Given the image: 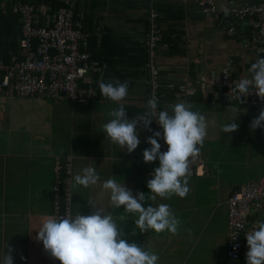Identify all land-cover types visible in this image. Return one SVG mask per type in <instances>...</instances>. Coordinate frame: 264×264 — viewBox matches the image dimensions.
I'll return each instance as SVG.
<instances>
[{"label":"crops","instance_id":"obj_1","mask_svg":"<svg viewBox=\"0 0 264 264\" xmlns=\"http://www.w3.org/2000/svg\"><path fill=\"white\" fill-rule=\"evenodd\" d=\"M19 1L34 5L40 26L53 24L59 9L54 10L51 0H0V58L6 64L22 55ZM57 1L61 7H74L90 34L88 51L108 65L86 85L100 92V81H127L128 94L120 103L129 117L147 111L146 36L150 10L158 13L156 24L164 41L154 61L162 71L161 109L183 101L206 117L207 135L199 147L207 172L189 178L184 198L173 195L146 201L169 204L179 220L175 234L137 229L132 235L138 214L111 207L110 194L100 182L87 188L74 186L73 176L92 166L101 181L113 178L133 195L140 191L149 195L146 181L158 162L145 163L142 152L149 147L145 141L151 133L142 130L137 149L126 153L104 135L102 126L111 119L108 113L118 105L102 95V99L72 102L40 96L8 98L0 92V256L11 248L13 264H60L35 237L42 222L52 218L55 160L71 157L72 216L90 214L93 209L88 200L110 210L125 238L157 253L158 264H245V234L258 218H251L244 234L243 258L229 261L227 202L244 183L264 175V129L249 127L264 105L217 102L211 78L221 74L228 60H233L235 77L249 76L251 63L264 57L251 46L250 28L235 24V34L229 35L232 18L222 11L205 14V0ZM246 3L264 0H215L219 9ZM234 118L237 130L222 133L221 125ZM151 127L156 129L154 124Z\"/></svg>","mask_w":264,"mask_h":264},{"label":"clouds","instance_id":"obj_2","mask_svg":"<svg viewBox=\"0 0 264 264\" xmlns=\"http://www.w3.org/2000/svg\"><path fill=\"white\" fill-rule=\"evenodd\" d=\"M247 71L249 76L240 78L235 85L237 99L242 103L245 97L254 92L264 100V57H258ZM250 88L253 90L250 91ZM99 89L103 97L118 105L108 113L111 119L102 126L104 135L122 151L132 153L140 144V132L147 130L151 135L146 137L145 142L149 147L143 149V161L158 163L146 181L147 192L150 193L147 196L144 191L133 195L124 183H118L113 178L101 181L92 166L84 167L73 176L74 186L87 188L100 182L102 189L110 194L111 207L138 214L133 220L135 228L132 235L137 229L140 233L152 230L175 234L179 220L169 204L153 205L146 201L168 199L173 195L184 198L189 192V158H195L199 153V146H202L207 135L206 117L183 101L158 110L154 97L147 100L145 113L129 117L124 104L120 103L128 94L127 81H100ZM236 119L221 125V132L232 133L237 130ZM153 122L159 126L158 129L151 127ZM249 127L252 131L264 129V108H261ZM160 140L167 145L164 151L161 150ZM88 204L93 209L90 214L78 212L74 216L50 217L42 222L35 239L42 243L46 253L60 264H158L157 253L125 238L110 210L105 211L92 200H88ZM245 237V264H264V219L255 221ZM11 252V248L7 251L4 249L0 264H13Z\"/></svg>","mask_w":264,"mask_h":264},{"label":"built area","instance_id":"obj_3","mask_svg":"<svg viewBox=\"0 0 264 264\" xmlns=\"http://www.w3.org/2000/svg\"><path fill=\"white\" fill-rule=\"evenodd\" d=\"M203 11L207 15L224 12L232 18L229 35L235 34V24L248 26L251 30L253 50L264 56V3L229 5L219 9L215 0H205ZM16 8L22 22L20 49L22 55L10 64L0 58V92L8 98L40 96L55 101H91L102 99L99 90L90 84L91 76L108 67L88 51L90 34L85 30L81 18L73 6L61 7L54 22L40 26L36 19L35 7L30 2L19 1ZM226 10V11H225ZM150 27L146 36L148 49V99L155 98L161 109L162 71L154 59L156 51L164 41V33L157 26L158 13L151 9ZM232 61L228 60L221 74L213 76L211 83L216 88V101H236L235 85L240 80L232 72ZM253 89L250 88V91ZM241 103L246 106H262L256 93H250ZM154 120V118H153ZM156 129L159 126L153 122ZM162 131V130H161ZM162 151L167 145L159 141ZM189 178L206 174V165L201 152L189 158ZM55 181L53 185L54 209L52 218L72 216V158L55 160ZM227 258L239 262L245 254L244 234L252 217L264 219V175L255 181L244 183L228 198Z\"/></svg>","mask_w":264,"mask_h":264},{"label":"trees","instance_id":"obj_4","mask_svg":"<svg viewBox=\"0 0 264 264\" xmlns=\"http://www.w3.org/2000/svg\"><path fill=\"white\" fill-rule=\"evenodd\" d=\"M53 2V7H54V10H57L58 8L60 9L61 8V3H59L57 0H51ZM68 6V5H67ZM63 7V6H62ZM58 9V10H59Z\"/></svg>","mask_w":264,"mask_h":264},{"label":"rangeland","instance_id":"obj_5","mask_svg":"<svg viewBox=\"0 0 264 264\" xmlns=\"http://www.w3.org/2000/svg\"><path fill=\"white\" fill-rule=\"evenodd\" d=\"M53 103V102H50V104Z\"/></svg>","mask_w":264,"mask_h":264}]
</instances>
